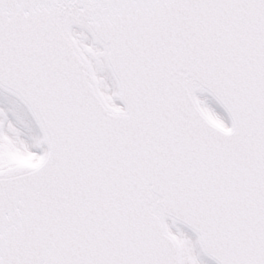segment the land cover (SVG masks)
<instances>
[{"label": "snow or ice", "instance_id": "obj_1", "mask_svg": "<svg viewBox=\"0 0 264 264\" xmlns=\"http://www.w3.org/2000/svg\"><path fill=\"white\" fill-rule=\"evenodd\" d=\"M0 264H264V0H0Z\"/></svg>", "mask_w": 264, "mask_h": 264}]
</instances>
